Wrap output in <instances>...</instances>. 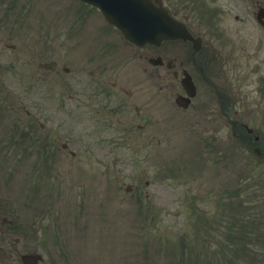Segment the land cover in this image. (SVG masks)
Here are the masks:
<instances>
[{
	"label": "rangeland",
	"instance_id": "1",
	"mask_svg": "<svg viewBox=\"0 0 264 264\" xmlns=\"http://www.w3.org/2000/svg\"><path fill=\"white\" fill-rule=\"evenodd\" d=\"M75 2L33 0V8H25L27 0H15L18 26L11 25V43L20 46L23 41L27 47L11 49L12 86L25 83L19 82L22 75L15 74L16 77L14 71L22 70L26 81V69L38 67L41 58L36 53H42L39 50L43 38L56 41L57 17H52L45 37L42 15L47 9L51 10L48 16L53 15L60 4ZM89 19L95 23L92 15ZM48 53L56 56V44ZM49 78L54 85L58 83L55 75ZM146 91L150 94L151 87ZM28 95L26 99L36 100L32 94ZM13 99L11 92V112L5 109L0 114V133L7 132L11 122V140L14 139L11 155L0 152V185H3L0 227H13L11 246L40 254L47 248H54L57 254L65 250L70 261L63 264H182L179 243L183 239L190 251V257L185 254L184 258L194 259L192 264H199L198 260H211L212 264L249 263L244 255L236 260L232 256L233 249L243 243V237L233 235V241L229 239L231 230L227 227L234 228V222L228 209L239 198L251 205L248 190L239 197L233 191L241 182L238 176L253 186L251 174L255 171H239L237 155L226 148L215 155L202 140L208 132L199 131L205 128V123L189 127L184 121L185 111L171 112L179 124L173 132L163 122L166 115L163 111L169 107L161 105L159 122L145 123L143 128L135 123L104 125L102 135L109 137L111 154L86 153L83 143L98 142L94 140L96 135L87 133L78 142L82 149L73 154L69 148H75V143L70 138L78 125L62 122L57 126L59 112L54 102L46 107H26L15 106ZM124 134L127 138H123ZM224 134L225 129L224 145L232 146ZM114 138H119V142L113 141ZM62 141L69 142L70 147L62 148ZM45 142L57 151L46 153ZM7 170L11 183L1 179ZM129 185L131 189L127 190ZM219 191L222 196L215 194ZM225 205L224 214H220ZM219 214L223 229L216 225ZM56 226L63 234V244L56 234L47 231L55 230ZM84 226L89 228L83 229ZM244 243L247 244L244 249L254 252L257 260L263 256V236H251ZM206 245L210 253L206 252ZM184 247L187 251V246ZM216 257H220L219 262ZM17 259L15 264H21L20 258ZM254 261L251 263L262 264ZM0 264H9V258L3 255Z\"/></svg>",
	"mask_w": 264,
	"mask_h": 264
},
{
	"label": "flooded vegetation",
	"instance_id": "2",
	"mask_svg": "<svg viewBox=\"0 0 264 264\" xmlns=\"http://www.w3.org/2000/svg\"><path fill=\"white\" fill-rule=\"evenodd\" d=\"M28 2L26 7L20 6L32 8ZM160 2L184 24L188 36L136 44L103 18L91 22L95 7L60 4L55 10L56 41L43 38L42 53H36L41 58L38 67L26 69V81L22 70L14 71L18 77L22 75L19 82H25L15 87L11 84V49L17 50L19 45L11 43V25L17 5L15 0H0V114L5 109L11 112V92L16 89L25 94L24 99L14 97L15 106L46 107L54 102L58 122L84 124L81 129L88 131V124L129 122L142 127L143 123L159 122L161 104L169 105L185 111L187 123L215 124L205 127L213 129L211 137L223 139L224 129H228L240 169L264 172V0ZM53 44L56 56L48 53ZM50 75L56 76V85ZM185 78L193 84L188 90ZM149 86L150 94L146 91ZM28 93L36 100L26 99ZM179 96L185 97L184 108L176 103ZM78 137L76 151L82 149ZM13 140L10 122L8 131L0 133V152L11 155ZM44 145L46 153L57 151L47 142ZM98 145L84 150L105 154V142ZM7 173L1 179L11 183V173L9 178ZM13 233V227H0V258L6 255L9 264H15L17 257L27 264H63L68 259L54 248L43 254L14 248Z\"/></svg>",
	"mask_w": 264,
	"mask_h": 264
},
{
	"label": "water",
	"instance_id": "3",
	"mask_svg": "<svg viewBox=\"0 0 264 264\" xmlns=\"http://www.w3.org/2000/svg\"><path fill=\"white\" fill-rule=\"evenodd\" d=\"M99 6L128 39L153 42L177 32L176 23L150 0H86ZM173 34V33H172Z\"/></svg>",
	"mask_w": 264,
	"mask_h": 264
}]
</instances>
